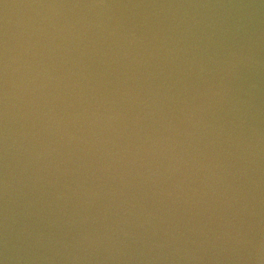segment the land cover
I'll return each instance as SVG.
<instances>
[{
	"label": "water",
	"instance_id": "water-1",
	"mask_svg": "<svg viewBox=\"0 0 264 264\" xmlns=\"http://www.w3.org/2000/svg\"><path fill=\"white\" fill-rule=\"evenodd\" d=\"M0 264H264V0H0Z\"/></svg>",
	"mask_w": 264,
	"mask_h": 264
}]
</instances>
